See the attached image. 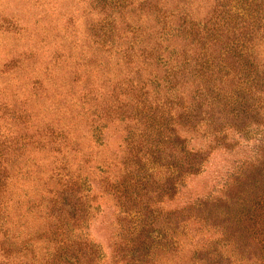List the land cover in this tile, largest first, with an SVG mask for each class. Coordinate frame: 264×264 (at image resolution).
I'll list each match as a JSON object with an SVG mask.
<instances>
[{
    "label": "rangeland",
    "instance_id": "rangeland-1",
    "mask_svg": "<svg viewBox=\"0 0 264 264\" xmlns=\"http://www.w3.org/2000/svg\"><path fill=\"white\" fill-rule=\"evenodd\" d=\"M228 1H195L196 24L204 26L210 8ZM99 5L97 0H0V178L4 176L7 186L0 209L4 204L8 207V217L0 210V225L8 220V227L15 230L10 237L26 236L30 243L36 242V235L55 228V217L69 229L65 211L71 207L53 206L50 199L57 197L55 191L60 188L53 185L55 178L78 177L89 196L88 209L85 221L69 229L70 238L87 240L96 249L93 264L263 263L245 231L250 226L245 222L248 216L258 221L261 214L264 180L246 168L250 170L251 162L255 167L257 161L264 162L262 123L244 128L241 117L226 109L225 117L202 112L199 126L180 130L184 148L202 152L205 161L199 173L179 181L173 197H154L150 204L161 213L188 210V222L179 227L165 228L150 218L145 224L142 215L128 214L107 186V180L116 183L124 172L127 122L120 114L95 122L99 108L81 99L85 85L93 79L91 68L83 71L80 51L91 40L88 30L99 18ZM147 8L152 12H141L140 19L153 27L157 16L154 8ZM166 35L172 38L179 33L172 29ZM213 50L216 54L219 49ZM100 67L94 81L98 80L96 85L108 100L109 84L121 71L117 72V66ZM227 70L225 77H213L225 101L235 100L240 87L236 68ZM257 96L263 97L264 107V93ZM212 118L217 125L223 122L221 135L214 134ZM182 150L181 145H166L163 163L181 160ZM61 163L63 169L55 170ZM165 171L166 166L158 177L175 169ZM180 235L182 245L167 247L169 238ZM37 247L41 255L48 252L44 240Z\"/></svg>",
    "mask_w": 264,
    "mask_h": 264
},
{
    "label": "trees",
    "instance_id": "trees-1",
    "mask_svg": "<svg viewBox=\"0 0 264 264\" xmlns=\"http://www.w3.org/2000/svg\"><path fill=\"white\" fill-rule=\"evenodd\" d=\"M97 1L99 18L89 26L91 40L80 51L83 71L91 68L93 80L85 85L81 99L83 104L95 103L99 108L95 122H100V118H118V114L127 122L124 172L116 183L107 180V186L119 196L121 207L130 215H142L145 224L150 218L151 221L158 219L165 228L172 224L179 227L188 222V210L161 213L150 204H154L151 202L154 197L162 200L173 197L179 181L185 175L199 173L205 161L202 152L184 148L185 139L180 130L199 126L202 112L209 113L210 117H225L226 109L233 116L241 117L244 128L252 122L264 126V107L260 102L263 97L257 96L264 93V55L261 54L264 53L261 50L264 47V0H231L228 5L211 7L202 27L196 24L199 20L193 10L198 0ZM147 5L154 8L158 18L155 17L157 24L153 27L140 19L141 12H152ZM172 29L179 35L167 36L166 32ZM214 48L219 49L216 54ZM102 64L117 66V72H124L115 75L110 82L108 100L96 85L98 80L94 81L99 70L102 71ZM233 68L240 80L239 94L235 100L225 101L215 89L213 77H225V69L228 72L227 69ZM212 120L214 134L221 135L223 122L217 125L216 119ZM166 145H181L182 159L175 164H164ZM56 151L59 153V148ZM85 157L87 160L89 155ZM258 162L256 167L253 162L249 163L250 170L246 168V172L261 175L264 180V162ZM164 166L165 172L175 171L159 178V170ZM63 167L61 163L55 170ZM54 184L60 188L55 191L57 197L50 201L53 206H70L71 209L65 211L67 222L71 224L69 229L79 226L85 221L88 209L89 196L84 182L78 177L70 180L58 177ZM262 190L260 218L256 221V216H248L245 222H250V226L245 231L249 244L258 248L259 260L264 264V184ZM2 195L7 196L4 176L0 178V197ZM7 209L4 204L0 210L7 215ZM55 220L57 225L50 234L36 235L35 243H30L26 236L10 237L15 230L8 227V220L0 225V264H93L98 256L96 249L87 240L70 238L71 230L64 229L63 220L58 217ZM182 237L169 238L167 247L182 245ZM42 240L48 246V252L43 255L36 251Z\"/></svg>",
    "mask_w": 264,
    "mask_h": 264
}]
</instances>
